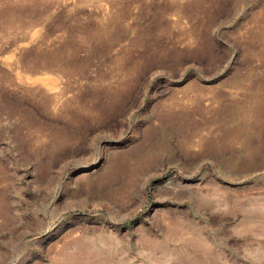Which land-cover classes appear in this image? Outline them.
Returning a JSON list of instances; mask_svg holds the SVG:
<instances>
[{
	"label": "rangeland",
	"instance_id": "obj_1",
	"mask_svg": "<svg viewBox=\"0 0 264 264\" xmlns=\"http://www.w3.org/2000/svg\"><path fill=\"white\" fill-rule=\"evenodd\" d=\"M0 264H264V0H0Z\"/></svg>",
	"mask_w": 264,
	"mask_h": 264
}]
</instances>
